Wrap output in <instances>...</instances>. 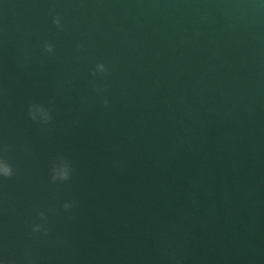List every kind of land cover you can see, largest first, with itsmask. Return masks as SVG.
Wrapping results in <instances>:
<instances>
[{
  "label": "water",
  "instance_id": "obj_1",
  "mask_svg": "<svg viewBox=\"0 0 264 264\" xmlns=\"http://www.w3.org/2000/svg\"><path fill=\"white\" fill-rule=\"evenodd\" d=\"M0 154L6 264H264V0H0Z\"/></svg>",
  "mask_w": 264,
  "mask_h": 264
},
{
  "label": "clouds",
  "instance_id": "obj_2",
  "mask_svg": "<svg viewBox=\"0 0 264 264\" xmlns=\"http://www.w3.org/2000/svg\"><path fill=\"white\" fill-rule=\"evenodd\" d=\"M53 23L59 27H63L62 18L57 15ZM44 51L47 53H54L55 52V46L52 43H46L44 45ZM107 65L103 62L97 63L95 67L92 70V74L95 76L97 74H102L107 72ZM109 101L107 99L104 100V103L107 104ZM30 114L33 119H42L45 123L51 121L52 115L51 113L45 108L44 105L40 103H33L30 106ZM15 174V169L12 165V163L2 154H0V178H6L11 177ZM73 169L70 161L64 158H58L55 160L51 167V181L53 183H64L69 181L72 178ZM74 207L73 201H65L63 204V208L67 211ZM39 219L40 222L33 223L31 228L33 233H44L47 234L48 228H47V220L48 215L46 211H40L39 212ZM0 264H6L4 259H0Z\"/></svg>",
  "mask_w": 264,
  "mask_h": 264
}]
</instances>
